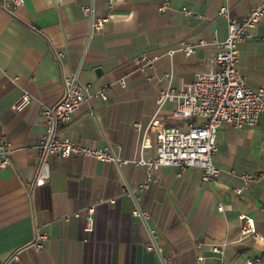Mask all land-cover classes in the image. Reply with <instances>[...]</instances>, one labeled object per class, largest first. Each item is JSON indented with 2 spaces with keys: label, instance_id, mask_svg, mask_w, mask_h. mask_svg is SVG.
<instances>
[{
  "label": "crops",
  "instance_id": "crops-1",
  "mask_svg": "<svg viewBox=\"0 0 264 264\" xmlns=\"http://www.w3.org/2000/svg\"><path fill=\"white\" fill-rule=\"evenodd\" d=\"M163 1L23 0L17 6L0 0V139L13 147L11 165L0 161V264H217L213 243L225 246L228 264L264 259V240L243 234L241 219L253 218L264 237V176L258 175L264 114L254 127L226 123L219 129L215 180L204 182L196 167L153 170L139 203L149 217L133 214L137 202L129 192L138 194L147 179V169L135 162L156 155L142 148L135 123L149 124L162 90L193 82L226 40L229 18H245L261 0H170L166 11ZM84 5L94 6L96 16H111L101 31H93ZM252 34L239 44V70L258 89L264 87V19ZM203 39L209 44L200 45ZM181 42L199 45L187 56L178 50ZM172 49L173 56L165 55ZM57 51L67 53L63 65ZM143 52L161 56L145 72L134 62ZM72 74L89 84L91 97L59 134L87 146L111 145L131 163L54 157L49 180L37 185L41 156L34 146L45 131L42 108L63 98V77ZM102 90L108 99L98 95ZM25 91L31 103L13 110ZM174 107L168 103L159 118L186 126L172 116ZM245 173L256 177L238 193ZM90 206L94 224L87 230ZM38 232L48 234L43 249L35 246Z\"/></svg>",
  "mask_w": 264,
  "mask_h": 264
},
{
  "label": "built area",
  "instance_id": "built-area-1",
  "mask_svg": "<svg viewBox=\"0 0 264 264\" xmlns=\"http://www.w3.org/2000/svg\"><path fill=\"white\" fill-rule=\"evenodd\" d=\"M22 2L23 0H12V4L17 6ZM114 2L115 0H109L110 5ZM8 5L6 4V6ZM169 6L170 0H164L160 8L166 11ZM82 10L92 18L93 31H101L111 19V16H96L95 8L92 5H84ZM184 13L188 14L190 11L184 10ZM221 13L228 16V9L222 8ZM263 19L264 0H261L245 18H229V31L226 40L221 42L220 50L216 55L207 59L204 69L196 74V79L179 87L169 86L166 90H162L157 96L156 111L149 124L143 128L140 122L135 123L136 127L142 129V148H154L156 152L152 158L142 157L138 162H135L147 169V179L139 188V193L129 192L137 202V206L133 210L135 216L145 220L149 217V212L143 210L139 203L142 199V192L149 188L153 170L165 165L175 166L181 171L196 167L202 169L203 181L211 182L219 174V169L214 162V156L218 151L219 129L226 123L232 124L236 129L254 127L259 123L261 115L264 114V87L253 88L240 72L239 44L253 38V29ZM199 44L207 45L209 42L203 39ZM199 44L181 42L178 50L184 51L189 56L195 52V48ZM176 51V49L169 50L165 55L173 56ZM66 55V51L56 52L57 59L62 65ZM160 57L158 54L143 52L135 58L134 62L139 71L145 72ZM63 81L65 86L63 98L54 106H43L42 108L45 131L34 146L41 156L37 185H43L49 180L52 170L51 158L54 157L84 156L100 161L114 162L120 166L131 163L130 160L121 158L111 145L87 146L59 134L60 126L68 123L73 114L91 97L89 84L81 83L77 75H64ZM126 83V78L120 80L121 85L125 86ZM98 95L105 100L108 99L106 90L99 91ZM31 99L30 92L25 91L12 106L13 110H23L31 103ZM170 102L175 104L172 116L188 119L186 126L166 125L161 121L159 115ZM191 119H197V121L191 122ZM12 153L11 142L1 138L0 161L2 167L11 165ZM258 175L264 176V169L260 170ZM255 177L253 174L245 173L243 175L245 184L242 188H238L237 192L241 193L243 189L248 188L246 180ZM218 209L223 211L224 205L220 204ZM86 213L88 214L87 230H92L95 206L86 208ZM74 215L79 216L80 212H76ZM241 219L244 221L243 234L264 240L257 230L253 218L242 215ZM47 239L46 232H38L35 239L36 248L43 249ZM224 247L223 244L218 243L211 245V250L216 255L217 264H228L225 260ZM17 259L18 256L15 255L9 262ZM245 264H264V259L262 257L248 258Z\"/></svg>",
  "mask_w": 264,
  "mask_h": 264
},
{
  "label": "trees",
  "instance_id": "trees-1",
  "mask_svg": "<svg viewBox=\"0 0 264 264\" xmlns=\"http://www.w3.org/2000/svg\"><path fill=\"white\" fill-rule=\"evenodd\" d=\"M190 121H191V122H196V120H195V119H191ZM177 124H178V123H177ZM179 124H183V122H182V121H180V122H179Z\"/></svg>",
  "mask_w": 264,
  "mask_h": 264
},
{
  "label": "rangeland",
  "instance_id": "rangeland-1",
  "mask_svg": "<svg viewBox=\"0 0 264 264\" xmlns=\"http://www.w3.org/2000/svg\"><path fill=\"white\" fill-rule=\"evenodd\" d=\"M179 119V121H186V120H188V119H180V118H178ZM220 135V134H219Z\"/></svg>",
  "mask_w": 264,
  "mask_h": 264
}]
</instances>
